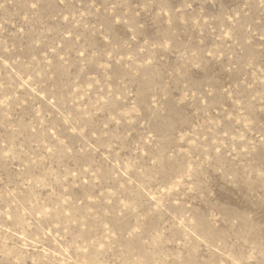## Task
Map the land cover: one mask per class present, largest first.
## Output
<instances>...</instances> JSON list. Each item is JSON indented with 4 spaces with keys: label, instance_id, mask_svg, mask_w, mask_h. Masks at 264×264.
Wrapping results in <instances>:
<instances>
[{
    "label": "rangeland",
    "instance_id": "374dc122",
    "mask_svg": "<svg viewBox=\"0 0 264 264\" xmlns=\"http://www.w3.org/2000/svg\"><path fill=\"white\" fill-rule=\"evenodd\" d=\"M0 264H264V0H0Z\"/></svg>",
    "mask_w": 264,
    "mask_h": 264
}]
</instances>
